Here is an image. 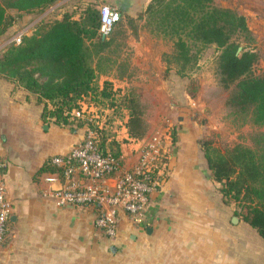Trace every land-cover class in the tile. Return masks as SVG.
Returning a JSON list of instances; mask_svg holds the SVG:
<instances>
[{
	"label": "crops",
	"instance_id": "obj_1",
	"mask_svg": "<svg viewBox=\"0 0 264 264\" xmlns=\"http://www.w3.org/2000/svg\"><path fill=\"white\" fill-rule=\"evenodd\" d=\"M150 1L58 0L40 14L25 13L5 34L19 25L31 32L44 18H62L65 11L78 17L82 6L108 3L136 21L115 26L114 30H123L116 38L118 64L101 78L118 76L126 83L134 75L162 77L167 68L163 55L171 50L172 41L152 33L145 19L138 18ZM11 38L12 34L7 40ZM123 63L125 71L120 68ZM44 104L36 93L0 74V158L6 162L7 197L15 216L7 241L0 245V264H264V251L252 243V229L264 238L239 215L240 222L233 220L236 202L224 199L194 119L180 117L169 172L150 193L145 219L135 221L121 212L116 235L109 237L96 225V207L62 205L51 195L60 182L46 177L62 172L60 166L51 162L53 169L37 172L49 158L67 153L85 136V127L46 121ZM165 129L169 130L167 124ZM153 134L136 142L124 123L114 135L123 170L137 163L141 141ZM148 226L153 227L150 232Z\"/></svg>",
	"mask_w": 264,
	"mask_h": 264
},
{
	"label": "trees",
	"instance_id": "obj_2",
	"mask_svg": "<svg viewBox=\"0 0 264 264\" xmlns=\"http://www.w3.org/2000/svg\"><path fill=\"white\" fill-rule=\"evenodd\" d=\"M57 1L0 0V38L25 13L40 14ZM138 18L145 19L152 33L172 41L173 50L164 53L163 59L175 63L179 74L192 70L205 48L217 47L219 83L224 88L233 86L226 105L241 123L251 121L264 127V71L256 74L253 70L259 54L249 49L238 51L243 40H255L245 15L215 0H151ZM100 25V7L95 4L85 6L78 17L65 11L62 18H44L23 36L21 43H8L0 54V74L45 102L42 116L46 121L71 128L89 125L73 110L84 103L118 107L113 78H105L103 83L100 78L118 64L116 38L123 30L114 27L104 35ZM124 66L127 64L120 68ZM122 100L129 137L144 138L149 123L139 94L126 89ZM108 129L104 130L102 144L121 154L119 141ZM171 137L174 144L177 132ZM251 138L252 146L237 142L223 148L208 139L203 148L224 199L236 202V214L264 238V131ZM50 169L49 158L37 172Z\"/></svg>",
	"mask_w": 264,
	"mask_h": 264
},
{
	"label": "built area",
	"instance_id": "obj_3",
	"mask_svg": "<svg viewBox=\"0 0 264 264\" xmlns=\"http://www.w3.org/2000/svg\"><path fill=\"white\" fill-rule=\"evenodd\" d=\"M100 14V32L108 35L121 20L122 14L117 7L108 3L101 5ZM28 32V28H23L9 41L19 44ZM84 104L93 107L90 109L94 111L90 124L84 126V139L73 144L67 153L51 157V162L60 166L62 172L49 173L46 178L48 181L60 182V185L51 189V195L59 204L96 207L98 229L106 236L113 237L118 229L121 212L127 213L135 221L145 219L150 193L170 169L172 137L170 131L165 130L163 134H153L142 140L137 163L123 170L122 155L102 144L108 123L101 119L94 105ZM84 104L73 110V113L83 117ZM5 166L6 162L0 158V245L7 241L12 214L4 179Z\"/></svg>",
	"mask_w": 264,
	"mask_h": 264
},
{
	"label": "rangeland",
	"instance_id": "obj_4",
	"mask_svg": "<svg viewBox=\"0 0 264 264\" xmlns=\"http://www.w3.org/2000/svg\"><path fill=\"white\" fill-rule=\"evenodd\" d=\"M215 2L224 7H232L246 16L247 23L255 34V40L253 42L243 40V47L239 52L243 49L256 51L259 58L254 64V73L259 74L264 71V0H215ZM123 21L133 24L136 19L121 15L119 23ZM22 26L19 25L17 28L13 26L9 33L0 38V54L10 42L7 40L8 37L11 34L15 35ZM172 50L173 43L171 50L165 53L171 54ZM219 52L220 50L215 46L205 48L198 64L186 74H179L175 63H169L163 59V63L169 68H166L162 77L144 78L134 75L129 76L126 83L118 76L113 77V91L118 107L94 108L101 119H105L108 123V133L114 136L122 130L127 119V110L122 104V94L126 89L132 88L139 94L143 104L144 116L149 123L147 133L163 134L166 124L169 126L170 133L177 132V125L182 117L181 120L194 119L195 123L200 125L202 146L208 139L223 148L237 142L254 145L251 136L263 132L264 127L253 124L251 121L241 123V118L232 114L231 109L226 105V99L233 86L224 88L219 83L217 69ZM126 69L127 66H124L121 71ZM100 81L103 83L104 80L100 78ZM82 110L84 111L82 118L90 124L94 114L93 109L84 104ZM240 221L241 219L238 222ZM252 231V243L258 247V250L264 251V239L255 230L252 229Z\"/></svg>",
	"mask_w": 264,
	"mask_h": 264
},
{
	"label": "water",
	"instance_id": "obj_5",
	"mask_svg": "<svg viewBox=\"0 0 264 264\" xmlns=\"http://www.w3.org/2000/svg\"><path fill=\"white\" fill-rule=\"evenodd\" d=\"M242 47H243V45H240L239 46V48H238V51H240L241 49H242ZM11 218H15V216L13 215V216H11ZM233 220L235 221V222H238L239 221V216L238 215H234L233 216ZM152 226H148V228H147V230H148V232H150L151 230H152Z\"/></svg>",
	"mask_w": 264,
	"mask_h": 264
}]
</instances>
